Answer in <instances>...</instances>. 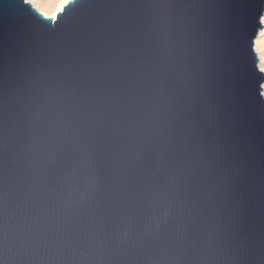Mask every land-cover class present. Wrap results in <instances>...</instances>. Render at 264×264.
Wrapping results in <instances>:
<instances>
[{"label":"water","instance_id":"95a60500","mask_svg":"<svg viewBox=\"0 0 264 264\" xmlns=\"http://www.w3.org/2000/svg\"><path fill=\"white\" fill-rule=\"evenodd\" d=\"M264 0H0V264H264Z\"/></svg>","mask_w":264,"mask_h":264},{"label":"rangeland","instance_id":"374dc122","mask_svg":"<svg viewBox=\"0 0 264 264\" xmlns=\"http://www.w3.org/2000/svg\"><path fill=\"white\" fill-rule=\"evenodd\" d=\"M26 1L30 2L43 15L44 13H46L47 15L50 16V18H53L55 13L59 12V7L64 3L65 0H26ZM262 24H263V29L260 31L259 36L255 42V51L257 52L260 59L259 69L264 72V16L262 18ZM263 97H264V85H263Z\"/></svg>","mask_w":264,"mask_h":264},{"label":"bare ground","instance_id":"6f19581e","mask_svg":"<svg viewBox=\"0 0 264 264\" xmlns=\"http://www.w3.org/2000/svg\"><path fill=\"white\" fill-rule=\"evenodd\" d=\"M69 1H70V0H65L64 3L59 7V11H61L62 8H63V6H65V5L67 4V2H69ZM57 13H58V12L55 13V15L53 16V18L56 16ZM44 15H45L46 17H50V16L47 15L46 13H44Z\"/></svg>","mask_w":264,"mask_h":264}]
</instances>
